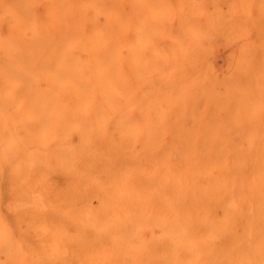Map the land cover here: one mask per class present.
Instances as JSON below:
<instances>
[{
  "label": "bare ground",
  "instance_id": "1",
  "mask_svg": "<svg viewBox=\"0 0 264 264\" xmlns=\"http://www.w3.org/2000/svg\"><path fill=\"white\" fill-rule=\"evenodd\" d=\"M28 15L0 264H264V0H29Z\"/></svg>",
  "mask_w": 264,
  "mask_h": 264
},
{
  "label": "rangeland",
  "instance_id": "2",
  "mask_svg": "<svg viewBox=\"0 0 264 264\" xmlns=\"http://www.w3.org/2000/svg\"><path fill=\"white\" fill-rule=\"evenodd\" d=\"M28 14L29 0H0V131L17 129L24 132L30 127V71H28L30 70V32ZM16 68L17 70H15ZM25 76L29 78L25 79ZM20 98L23 100L19 101ZM20 102L24 104L21 103L20 105ZM16 103L18 104L16 105ZM72 137L74 141L77 139L75 134ZM2 168L4 167L2 166ZM4 175L5 177L3 178ZM9 181L8 173L2 171L0 173V211L7 222L11 224L12 221L8 212V202L10 199Z\"/></svg>",
  "mask_w": 264,
  "mask_h": 264
}]
</instances>
